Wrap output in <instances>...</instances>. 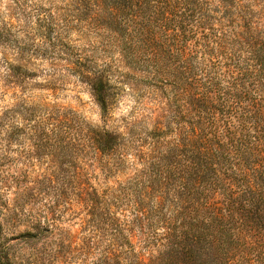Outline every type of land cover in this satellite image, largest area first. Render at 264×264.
<instances>
[{
    "label": "rangeland",
    "instance_id": "obj_1",
    "mask_svg": "<svg viewBox=\"0 0 264 264\" xmlns=\"http://www.w3.org/2000/svg\"><path fill=\"white\" fill-rule=\"evenodd\" d=\"M245 9L251 28L239 19L227 29L264 55V0ZM103 42L70 0H0V264H134L157 249L161 227L134 220L128 199L174 138L153 144L174 93L126 75ZM241 46L230 67L251 73V47ZM102 67L106 107L84 75ZM102 130L119 137L118 153L95 149ZM90 192L101 217L90 214Z\"/></svg>",
    "mask_w": 264,
    "mask_h": 264
},
{
    "label": "trees",
    "instance_id": "obj_2",
    "mask_svg": "<svg viewBox=\"0 0 264 264\" xmlns=\"http://www.w3.org/2000/svg\"><path fill=\"white\" fill-rule=\"evenodd\" d=\"M252 2L70 0L126 75L139 71L143 81L174 93L171 119L157 126L153 144L168 132L174 138L150 156L128 199L134 220L161 227L156 251L147 261L138 254L134 264H264V55L244 32L227 29L239 19L251 28L245 8ZM243 44L251 47V73L230 67ZM107 72L84 73L103 107ZM95 149L118 153L119 137L102 130ZM89 201L90 214L101 217L95 192ZM127 237L120 235L130 244Z\"/></svg>",
    "mask_w": 264,
    "mask_h": 264
}]
</instances>
